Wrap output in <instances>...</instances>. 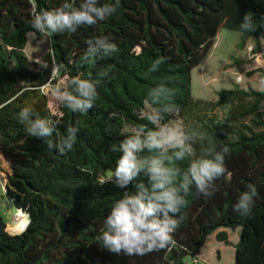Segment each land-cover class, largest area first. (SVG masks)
Masks as SVG:
<instances>
[{
  "label": "trees",
  "instance_id": "obj_1",
  "mask_svg": "<svg viewBox=\"0 0 264 264\" xmlns=\"http://www.w3.org/2000/svg\"><path fill=\"white\" fill-rule=\"evenodd\" d=\"M63 2L37 0V5L52 10ZM70 2L78 8L82 0ZM30 12L28 0H0V170L7 175L4 194L23 210L22 227L26 223L10 233L0 214V264H208L198 258L206 237L215 233L216 240L228 243L227 231L220 228L238 229L232 264H264V88H221L214 104L229 107L234 125L220 126L215 115L191 125L201 134L194 144L198 154L228 147L225 164L231 175L214 182L211 197L193 188L178 213L173 246L125 256L107 251L96 238L124 191L114 186L120 153L113 148L131 127H151L144 119L150 89L163 86L174 92L166 122L193 115L200 101L192 95V69L208 56L219 27L240 32L241 47L248 38L256 45L264 42V0H119L116 13L104 21L81 25L74 33L49 34L50 49L37 62L24 53L29 32L43 35L27 23ZM246 13L252 32L240 28ZM99 36L109 37L116 52L85 59L88 41ZM161 57L164 63L150 71ZM105 70L108 75L101 77ZM78 74L100 80L94 106L85 113L50 101L42 88L66 86ZM27 105L57 121L61 136L77 125L73 149L60 154L48 147L49 138L29 136L18 118ZM187 163L176 166L184 169ZM250 183L257 195L251 214L242 216L233 206Z\"/></svg>",
  "mask_w": 264,
  "mask_h": 264
},
{
  "label": "clouds",
  "instance_id": "obj_2",
  "mask_svg": "<svg viewBox=\"0 0 264 264\" xmlns=\"http://www.w3.org/2000/svg\"><path fill=\"white\" fill-rule=\"evenodd\" d=\"M28 2L31 12L27 23L43 35L74 33L81 25L92 26L106 20L119 7V0L103 5L99 0H82L78 8L70 0H64L57 8L43 10L38 8L37 0ZM240 28L246 32L255 30L250 13L244 15ZM116 50L117 46L109 37H95L88 41L85 59H103ZM164 60L163 57L155 60L150 71H156ZM100 75L107 76L108 70ZM99 83V79L78 74L70 77L66 86L56 87L53 94L74 113H85L94 106ZM173 96V90L163 86L150 89L144 119L151 127L144 124L131 127L118 147L113 148L120 153L113 173L114 186L124 191L112 204L104 219V229L96 238L104 249L116 255L144 256L173 246V234L181 223L178 213L186 206V198L193 194V188L197 195L211 197L217 190L214 182L226 173L231 175L225 164L227 146L219 151L202 150L198 154L194 147L197 138L189 135L182 125L166 122ZM18 118L27 125L29 136L41 140L49 138L48 147L60 154L71 151L77 141V125L61 136L57 133L58 122L41 117L32 105L23 107ZM54 134L55 139H50ZM178 161H187V167L176 166ZM141 176L146 182L139 179ZM130 186L135 191L130 190ZM256 195V186L248 184L233 206L234 211L242 216L250 215Z\"/></svg>",
  "mask_w": 264,
  "mask_h": 264
},
{
  "label": "rangeland",
  "instance_id": "obj_3",
  "mask_svg": "<svg viewBox=\"0 0 264 264\" xmlns=\"http://www.w3.org/2000/svg\"><path fill=\"white\" fill-rule=\"evenodd\" d=\"M240 35L241 33L238 31L219 27L215 43L208 56L192 69V95L200 103L193 115L172 122L182 125L186 132L190 128L191 135L197 139L201 137L200 131L191 127L197 119L215 115L220 126L229 122L234 125L235 119L229 114V107H219L214 104L218 90L232 88L234 84H238L242 88L256 90L264 88V42L259 41L256 45L253 39L248 38L241 47ZM49 49L48 35L37 37L32 32L27 34L24 53L29 61H40L41 56ZM58 83L63 84L64 79L59 78ZM54 89L53 85H48L44 88V92L47 93V98L55 103L58 100L53 94ZM262 109L264 110V103ZM6 181L7 175L0 170V214L6 222L7 231L18 233L22 230L23 224L21 212L4 194ZM12 214L15 215V218L11 217ZM228 232L230 233V242L234 243L238 239L236 233L230 229ZM216 242L218 241L215 238V233L209 234L201 248L200 257L208 264H232L234 259L232 243H223L224 246L222 247L217 246Z\"/></svg>",
  "mask_w": 264,
  "mask_h": 264
},
{
  "label": "crops",
  "instance_id": "obj_4",
  "mask_svg": "<svg viewBox=\"0 0 264 264\" xmlns=\"http://www.w3.org/2000/svg\"><path fill=\"white\" fill-rule=\"evenodd\" d=\"M219 230H225V231H227V233H228V238H227V240H228V243L231 244L232 242H230V233L228 232V229H227V228H220ZM237 230H238V229L234 230V232L236 233V236H237ZM217 241H218V240H217ZM236 242H237V240H235V242L232 243V245L234 246ZM216 243H217V246H222V247L224 246V245H223V243H224L223 241H218V242H216ZM228 243H227V244H228ZM224 244H225V243H224ZM200 256H201V254L199 253L198 258H199L200 260H203Z\"/></svg>",
  "mask_w": 264,
  "mask_h": 264
},
{
  "label": "bare ground",
  "instance_id": "obj_5",
  "mask_svg": "<svg viewBox=\"0 0 264 264\" xmlns=\"http://www.w3.org/2000/svg\"><path fill=\"white\" fill-rule=\"evenodd\" d=\"M20 211H21V210H20ZM22 213H23V211H22ZM26 214H27V213H26ZM11 217H12V218H15V215L12 214ZM25 217H26V215H25ZM27 218H28V217H26V221H25V222H27ZM11 221H12V220H11ZM12 222H14V220H13ZM16 222H17V219H16ZM25 224H26V223H25ZM25 224L23 225L22 229L24 228Z\"/></svg>",
  "mask_w": 264,
  "mask_h": 264
},
{
  "label": "water",
  "instance_id": "obj_6",
  "mask_svg": "<svg viewBox=\"0 0 264 264\" xmlns=\"http://www.w3.org/2000/svg\"><path fill=\"white\" fill-rule=\"evenodd\" d=\"M17 207V206H16ZM17 209H19V210H21V211H23L22 209H20V208H17ZM24 212H26L27 213V217H28V212L27 211H24Z\"/></svg>",
  "mask_w": 264,
  "mask_h": 264
},
{
  "label": "built area",
  "instance_id": "obj_7",
  "mask_svg": "<svg viewBox=\"0 0 264 264\" xmlns=\"http://www.w3.org/2000/svg\"><path fill=\"white\" fill-rule=\"evenodd\" d=\"M42 88H43V90H44L45 86H43ZM196 260H197V259H194V261H196Z\"/></svg>",
  "mask_w": 264,
  "mask_h": 264
}]
</instances>
